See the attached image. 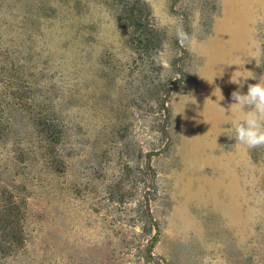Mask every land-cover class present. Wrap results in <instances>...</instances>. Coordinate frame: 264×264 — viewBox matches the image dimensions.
<instances>
[{"label": "rangeland", "instance_id": "rangeland-1", "mask_svg": "<svg viewBox=\"0 0 264 264\" xmlns=\"http://www.w3.org/2000/svg\"><path fill=\"white\" fill-rule=\"evenodd\" d=\"M261 75L264 0H0V264H264Z\"/></svg>", "mask_w": 264, "mask_h": 264}, {"label": "clouds", "instance_id": "clouds-1", "mask_svg": "<svg viewBox=\"0 0 264 264\" xmlns=\"http://www.w3.org/2000/svg\"><path fill=\"white\" fill-rule=\"evenodd\" d=\"M181 39H187L182 32H178ZM253 79L256 77L250 76ZM233 83L239 84L238 79ZM235 103L230 105V109H235L240 113L239 118L232 121L234 139L236 143L257 148L264 146V75L259 77V82L247 85V93L240 91L231 93Z\"/></svg>", "mask_w": 264, "mask_h": 264}]
</instances>
